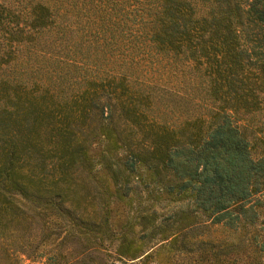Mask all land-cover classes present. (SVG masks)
Returning a JSON list of instances; mask_svg holds the SVG:
<instances>
[{"label": "trees", "instance_id": "16d2710c", "mask_svg": "<svg viewBox=\"0 0 264 264\" xmlns=\"http://www.w3.org/2000/svg\"><path fill=\"white\" fill-rule=\"evenodd\" d=\"M261 213L264 0H0V264H264Z\"/></svg>", "mask_w": 264, "mask_h": 264}, {"label": "rangeland", "instance_id": "374dc122", "mask_svg": "<svg viewBox=\"0 0 264 264\" xmlns=\"http://www.w3.org/2000/svg\"><path fill=\"white\" fill-rule=\"evenodd\" d=\"M257 228L259 232H264V214L261 213L259 219L257 220ZM210 236L214 238H222L225 234V230L219 226L213 225L209 227ZM261 234V233H260ZM24 264H37L38 262L35 260H31L30 258H23ZM179 264H186V261L180 260Z\"/></svg>", "mask_w": 264, "mask_h": 264}]
</instances>
